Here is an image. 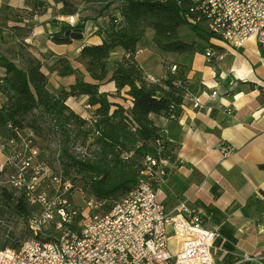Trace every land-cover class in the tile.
<instances>
[{
  "label": "crops",
  "instance_id": "crops-1",
  "mask_svg": "<svg viewBox=\"0 0 264 264\" xmlns=\"http://www.w3.org/2000/svg\"><path fill=\"white\" fill-rule=\"evenodd\" d=\"M65 1L78 8L74 15L64 13ZM122 1L115 0L98 14H89L85 0H0V59L24 70L29 59H39L54 93L68 89L78 79L90 81L81 49L86 44L102 43L112 27L116 29L113 18L122 20ZM5 7L16 11L38 7L42 11L28 18L25 13L15 16ZM80 23L84 25L82 39L69 37L66 43L53 39L54 33ZM153 37L154 30L148 28L136 55L148 74L164 77L165 63L170 62L187 67L181 114L175 119L150 115L174 148V156L166 164V182L157 187L158 198L170 208L187 201L215 231L211 247L215 264H264V47L255 37L236 48L217 38L200 39L193 31L189 42H197L195 51L178 54L158 50ZM209 45L220 49L224 57L210 61L205 55ZM122 54V50L111 53L112 68ZM59 58L75 72L61 75ZM5 76L6 68L0 61V87L7 85ZM116 90L114 81L100 86L112 101L131 107L132 98L125 91L116 97ZM7 95L0 91V107ZM67 104L82 117L93 114L87 95L69 97ZM221 145L232 152L225 156ZM5 158L0 149V163Z\"/></svg>",
  "mask_w": 264,
  "mask_h": 264
},
{
  "label": "trees",
  "instance_id": "trees-1",
  "mask_svg": "<svg viewBox=\"0 0 264 264\" xmlns=\"http://www.w3.org/2000/svg\"><path fill=\"white\" fill-rule=\"evenodd\" d=\"M106 2L104 8L115 0ZM64 7V13L68 15H74L78 10L69 1L64 2ZM192 7L189 0H123L120 7L122 20L113 18L114 25H118L116 29L112 27L102 43L86 44L81 49L80 57L87 63L91 80L78 79L59 93L49 89V79L39 59H29L26 70L7 59H0L6 68L7 81L0 91L8 92L7 100L0 107V140H20L19 135H24L27 127L32 133H41L38 124L26 123L35 111L40 114L37 119L46 118L49 126L60 133L69 136L71 133H84L85 136L95 133L96 155L81 158L66 150L62 170L65 176L71 177L74 169V179L84 193L99 200L103 211H110L136 186L145 155L159 154L168 161L174 156V148L160 134V128L150 115L155 113L173 119L174 115L177 118L181 114L187 67L178 62L165 63V76L157 77L153 82L148 80V73L136 55L138 43L148 28L154 30L153 42L158 50L178 54L194 52L197 42L184 40L179 32L181 26H189L203 40L212 35L207 32L204 18L197 21L199 14ZM5 9L15 16L25 13L28 18L42 11L38 7L29 11ZM78 26L84 27L83 24ZM65 30L54 33L53 39L58 43L69 42ZM115 50H122L123 54L112 68L110 58ZM58 62L61 75L75 72L63 58ZM172 65H176L175 71H172ZM109 81L116 84L114 96L121 97L125 91L132 98L131 107L112 101L109 93L100 91V86ZM82 95L88 96V103L94 109L90 121L67 104L69 97ZM0 198L4 204L1 215L11 210L29 218L31 209L23 195H17L14 189L3 188ZM21 243L13 247L18 248ZM5 247L6 243L0 249Z\"/></svg>",
  "mask_w": 264,
  "mask_h": 264
},
{
  "label": "built area",
  "instance_id": "built-area-1",
  "mask_svg": "<svg viewBox=\"0 0 264 264\" xmlns=\"http://www.w3.org/2000/svg\"><path fill=\"white\" fill-rule=\"evenodd\" d=\"M189 1L212 38L240 48L255 37L264 47V0ZM205 55L210 61L224 57L213 45ZM19 136L0 140L6 153L0 168L12 170L8 183L30 206L29 237L18 248L0 249V264H215V231L187 201L170 208L158 198L157 187L167 178L166 158L145 155L136 186L105 212L79 187L74 169L65 176L41 158L32 138ZM220 149L225 156L232 152L225 145Z\"/></svg>",
  "mask_w": 264,
  "mask_h": 264
},
{
  "label": "rangeland",
  "instance_id": "rangeland-1",
  "mask_svg": "<svg viewBox=\"0 0 264 264\" xmlns=\"http://www.w3.org/2000/svg\"><path fill=\"white\" fill-rule=\"evenodd\" d=\"M86 3L87 4H85V10L90 9L89 14H91L92 12L94 14H98L100 12L99 9L104 8V4H90L89 1H86ZM76 26L78 25H75V27ZM207 32L206 35H208ZM192 35L193 31L189 28V26H182L181 37L184 40H191ZM39 116V112L35 111L34 114L28 117L26 123L38 124L41 133H29L31 128L27 127L26 133L22 136H24L25 138L33 139L34 144L39 149H41V154L43 155L41 158L48 164H50L53 168L60 170L63 169V156H65L66 150L68 151V153H72L73 155L76 154L82 157L83 155L85 157H93L94 155H96L98 146L95 142V133H90L88 136H85L84 133H71V135L69 136L66 133H60L52 129V126H49L46 118L40 117L39 119H37ZM71 171L74 172L73 169ZM11 173V169L0 168V193L3 188H7L13 191L12 187H10L8 183V178ZM75 199L79 203L83 202L78 191L75 192ZM3 205L4 204L0 198V247L4 243H6V246L13 247L14 245H19L29 237V218L28 216L11 212V210H8L1 215Z\"/></svg>",
  "mask_w": 264,
  "mask_h": 264
},
{
  "label": "water",
  "instance_id": "water-1",
  "mask_svg": "<svg viewBox=\"0 0 264 264\" xmlns=\"http://www.w3.org/2000/svg\"><path fill=\"white\" fill-rule=\"evenodd\" d=\"M83 27H74V28H69L65 31V36L67 37H72L75 39H82L83 38Z\"/></svg>",
  "mask_w": 264,
  "mask_h": 264
}]
</instances>
